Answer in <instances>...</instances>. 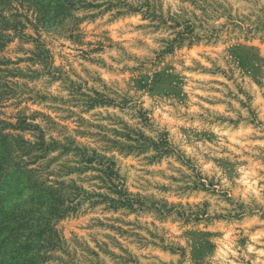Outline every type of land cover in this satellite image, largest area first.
Here are the masks:
<instances>
[{
	"label": "rangeland",
	"instance_id": "374dc122",
	"mask_svg": "<svg viewBox=\"0 0 264 264\" xmlns=\"http://www.w3.org/2000/svg\"><path fill=\"white\" fill-rule=\"evenodd\" d=\"M89 1L55 28L4 11L24 26L0 52L5 132L57 146L34 166L93 194L44 264H264V0Z\"/></svg>",
	"mask_w": 264,
	"mask_h": 264
},
{
	"label": "trees",
	"instance_id": "16d2710c",
	"mask_svg": "<svg viewBox=\"0 0 264 264\" xmlns=\"http://www.w3.org/2000/svg\"><path fill=\"white\" fill-rule=\"evenodd\" d=\"M14 3L20 8L27 6L32 10L36 24L45 28L58 27L73 17L72 12L79 8L99 7V4L89 0H0V52L8 42V35L5 34L7 30L21 33L24 29L21 22H11L4 14L6 7H13ZM19 16L13 14L14 18ZM33 41L38 51L35 56L43 60L50 59V68L53 63L49 49H45L39 36ZM10 63V60L0 57V66ZM2 72L12 73L11 70L0 69ZM2 80L0 76V106L7 94L6 83ZM20 123H24V120ZM8 127L15 129L11 123L0 119V264H44L49 259L48 251L59 247L62 242L56 221L75 211L80 201L93 194L72 183L51 179L52 172L44 173L46 169L43 166H34L48 151L56 150L57 146L46 143L41 136L38 141L32 142L20 135L5 132ZM19 128L24 127L19 125ZM84 160L87 163L95 161L101 166L100 171L120 197L119 200H113L114 204L132 208L134 200L123 192L114 161L97 159L95 155L86 156ZM60 172L58 169L57 173ZM9 179L14 180L15 186L12 188H7ZM18 184L22 185L18 195L23 199L13 202L9 197L15 193Z\"/></svg>",
	"mask_w": 264,
	"mask_h": 264
}]
</instances>
